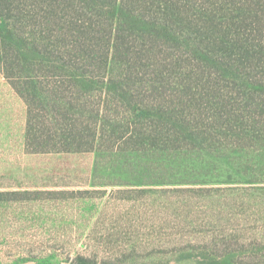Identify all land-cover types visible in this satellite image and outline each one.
<instances>
[{
    "label": "trees",
    "instance_id": "16d2710c",
    "mask_svg": "<svg viewBox=\"0 0 264 264\" xmlns=\"http://www.w3.org/2000/svg\"><path fill=\"white\" fill-rule=\"evenodd\" d=\"M60 1L0 0L27 152L264 147V0ZM111 101L135 118H109Z\"/></svg>",
    "mask_w": 264,
    "mask_h": 264
},
{
    "label": "rangeland",
    "instance_id": "374dc122",
    "mask_svg": "<svg viewBox=\"0 0 264 264\" xmlns=\"http://www.w3.org/2000/svg\"><path fill=\"white\" fill-rule=\"evenodd\" d=\"M26 123L0 71V264H264V147L29 153Z\"/></svg>",
    "mask_w": 264,
    "mask_h": 264
}]
</instances>
